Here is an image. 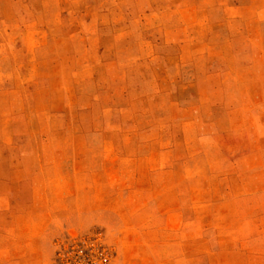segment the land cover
I'll list each match as a JSON object with an SVG mask.
<instances>
[{
  "label": "rangeland",
  "instance_id": "obj_1",
  "mask_svg": "<svg viewBox=\"0 0 264 264\" xmlns=\"http://www.w3.org/2000/svg\"><path fill=\"white\" fill-rule=\"evenodd\" d=\"M0 264H264V0H0Z\"/></svg>",
  "mask_w": 264,
  "mask_h": 264
}]
</instances>
